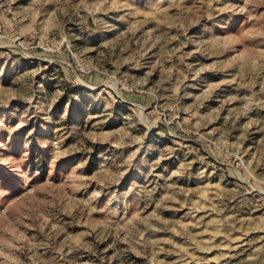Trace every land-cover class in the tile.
Masks as SVG:
<instances>
[{
	"label": "rangeland",
	"instance_id": "obj_1",
	"mask_svg": "<svg viewBox=\"0 0 264 264\" xmlns=\"http://www.w3.org/2000/svg\"><path fill=\"white\" fill-rule=\"evenodd\" d=\"M0 264H264V0H0Z\"/></svg>",
	"mask_w": 264,
	"mask_h": 264
},
{
	"label": "bare ground",
	"instance_id": "obj_2",
	"mask_svg": "<svg viewBox=\"0 0 264 264\" xmlns=\"http://www.w3.org/2000/svg\"><path fill=\"white\" fill-rule=\"evenodd\" d=\"M114 83V82H113ZM243 251V250H242Z\"/></svg>",
	"mask_w": 264,
	"mask_h": 264
}]
</instances>
